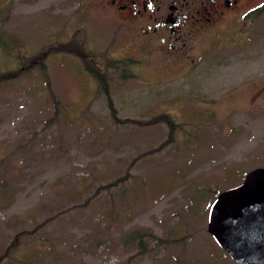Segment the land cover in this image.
I'll list each match as a JSON object with an SVG mask.
<instances>
[{"label": "rangeland", "instance_id": "1", "mask_svg": "<svg viewBox=\"0 0 264 264\" xmlns=\"http://www.w3.org/2000/svg\"><path fill=\"white\" fill-rule=\"evenodd\" d=\"M255 3L166 51L106 0H0V264H236L207 215L264 166Z\"/></svg>", "mask_w": 264, "mask_h": 264}, {"label": "water", "instance_id": "2", "mask_svg": "<svg viewBox=\"0 0 264 264\" xmlns=\"http://www.w3.org/2000/svg\"><path fill=\"white\" fill-rule=\"evenodd\" d=\"M207 231L236 264H264V166L216 195Z\"/></svg>", "mask_w": 264, "mask_h": 264}, {"label": "flooded vegetation", "instance_id": "3", "mask_svg": "<svg viewBox=\"0 0 264 264\" xmlns=\"http://www.w3.org/2000/svg\"><path fill=\"white\" fill-rule=\"evenodd\" d=\"M106 2L117 14L119 23L127 24L133 21L140 34L158 37L161 48L166 51L184 48L187 39L221 21L228 12H241L246 7V10L253 11L258 6L256 0H106Z\"/></svg>", "mask_w": 264, "mask_h": 264}, {"label": "trees", "instance_id": "4", "mask_svg": "<svg viewBox=\"0 0 264 264\" xmlns=\"http://www.w3.org/2000/svg\"><path fill=\"white\" fill-rule=\"evenodd\" d=\"M261 11H262V9L259 7L255 10L251 11V12H255L254 14H258ZM58 47H62V45L59 44ZM63 47L65 49L68 48V50H71V51H74V50L81 51V48L77 47L76 45H70V47H68V46H63ZM6 76L7 77H13L12 75H6ZM54 106H55V109H54V117H53L54 119L53 120H55V118H56L55 116H57V114L59 113V107H58V103L56 100L54 102ZM4 185H5V182H0V188L4 187ZM23 235L24 234H22V231L16 233L15 236L13 237V239L11 240V242L8 244V246L5 247L4 252H3V254H1V256L2 257L6 256L7 254L10 253L12 248L17 249L21 243L27 241L26 238L23 237ZM142 236H143V233H139L136 231V232H134V234H131L130 237H131V240L138 238L140 245L143 246ZM35 254H36V252L33 253V256H35Z\"/></svg>", "mask_w": 264, "mask_h": 264}]
</instances>
